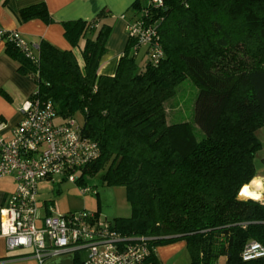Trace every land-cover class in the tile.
Listing matches in <instances>:
<instances>
[{"label": "trees", "instance_id": "trees-1", "mask_svg": "<svg viewBox=\"0 0 264 264\" xmlns=\"http://www.w3.org/2000/svg\"><path fill=\"white\" fill-rule=\"evenodd\" d=\"M132 8L157 26L164 55L152 62L129 37L114 75L99 73L112 27L106 9L64 21L72 48L43 39L37 61L0 38L36 84L30 99L52 101L64 122L82 115L83 134L101 152L80 182L100 173L126 188L131 215L113 223L148 240L147 264H162L157 244L178 238L187 240L191 264H219L222 256L226 264H264L241 257L248 242L264 244V202L240 196L258 175L262 148L264 0H136ZM21 15L50 18L43 3ZM188 77L199 88L195 123L169 122L166 102Z\"/></svg>", "mask_w": 264, "mask_h": 264}, {"label": "built area", "instance_id": "built-area-1", "mask_svg": "<svg viewBox=\"0 0 264 264\" xmlns=\"http://www.w3.org/2000/svg\"><path fill=\"white\" fill-rule=\"evenodd\" d=\"M152 2L161 4L163 0ZM126 30L152 62L160 61L164 49L154 23L140 16L129 21ZM5 36L37 61L38 44L0 25V37ZM20 111L23 118L11 136L0 134V176L11 175L16 181L15 190L0 208V235L6 239L7 248L31 249L40 260L86 248L83 264H147L152 251L148 240L124 236L113 221L99 213L85 209L60 213L53 203L47 205V213L43 212L38 183L56 177L80 182L76 173L94 162L101 148L98 141L83 134L77 120L57 121L52 101L29 99ZM80 187L82 194L92 190L86 183ZM241 257L244 261L264 258V244L248 242Z\"/></svg>", "mask_w": 264, "mask_h": 264}, {"label": "crops", "instance_id": "crops-1", "mask_svg": "<svg viewBox=\"0 0 264 264\" xmlns=\"http://www.w3.org/2000/svg\"><path fill=\"white\" fill-rule=\"evenodd\" d=\"M135 1L0 0V25L9 30L19 31L32 43L38 44L45 39L61 49H70L72 45L65 35L63 22L76 19L91 20L106 9L111 14L107 20L112 27L106 44L107 52L101 60L99 73L114 75L129 41L127 23L139 16V14L135 15V10L132 8ZM37 3H43L46 6L50 14L49 20L40 17L24 20L21 10ZM142 53L143 51L138 55ZM18 66V61L6 53L5 40L0 38V134L4 137H10L12 129L20 123L23 118L20 109L36 89L35 82L21 73ZM257 176L264 177L259 174ZM15 187L16 181L13 176H0V208ZM38 199L43 206V212L47 213V205L51 203L47 200L42 201L39 197ZM87 253L86 248H78L57 255H49L40 260L31 249L9 250L6 239L0 235V264H83ZM160 261L162 263L161 259Z\"/></svg>", "mask_w": 264, "mask_h": 264}, {"label": "rangeland", "instance_id": "rangeland-1", "mask_svg": "<svg viewBox=\"0 0 264 264\" xmlns=\"http://www.w3.org/2000/svg\"><path fill=\"white\" fill-rule=\"evenodd\" d=\"M142 1L146 2L147 0ZM138 59L139 62H143L140 56ZM198 92V86L190 77L182 81L178 85L176 95L166 102L168 121L172 123L182 121L195 123V104ZM75 119L80 124L83 123L82 115H78ZM56 120L61 121L63 119L57 116ZM257 134L262 141V148L257 153L256 166L258 174L264 176V126L258 130ZM80 175L81 173H76V177ZM262 179L264 182V177ZM85 182L92 190L82 194L80 191L82 182H72L62 177H56L54 180H42L38 183V197L42 201L47 200L53 203L56 211L60 213L85 209L99 212L103 219L110 221L131 215L132 207L124 186L106 184L100 173L96 175L87 174ZM257 200L264 202V199ZM187 244L188 242L184 238L162 241L157 244L156 253L162 260V264H191ZM219 264H226L224 256L221 257Z\"/></svg>", "mask_w": 264, "mask_h": 264}, {"label": "bare ground", "instance_id": "bare-ground-1", "mask_svg": "<svg viewBox=\"0 0 264 264\" xmlns=\"http://www.w3.org/2000/svg\"><path fill=\"white\" fill-rule=\"evenodd\" d=\"M240 195L245 198L264 199V182L260 177H255L251 183L242 187Z\"/></svg>", "mask_w": 264, "mask_h": 264}, {"label": "water", "instance_id": "water-1", "mask_svg": "<svg viewBox=\"0 0 264 264\" xmlns=\"http://www.w3.org/2000/svg\"><path fill=\"white\" fill-rule=\"evenodd\" d=\"M241 197H243L242 195H240ZM257 200V199H256Z\"/></svg>", "mask_w": 264, "mask_h": 264}]
</instances>
